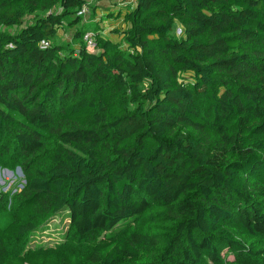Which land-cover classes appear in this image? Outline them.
<instances>
[{
  "label": "trees",
  "instance_id": "16d2710c",
  "mask_svg": "<svg viewBox=\"0 0 264 264\" xmlns=\"http://www.w3.org/2000/svg\"><path fill=\"white\" fill-rule=\"evenodd\" d=\"M85 5L0 0V152L26 158L0 264H264V0H137L127 47L62 53ZM55 215L80 250H14Z\"/></svg>",
  "mask_w": 264,
  "mask_h": 264
},
{
  "label": "rangeland",
  "instance_id": "374dc122",
  "mask_svg": "<svg viewBox=\"0 0 264 264\" xmlns=\"http://www.w3.org/2000/svg\"><path fill=\"white\" fill-rule=\"evenodd\" d=\"M136 2L137 0H86L85 11L78 13L81 16V20L76 25H72L71 21L74 17L71 16L70 19H66L64 25L59 29L54 43L61 45L62 53H65L71 49H77L81 43V38L83 43H86L84 40L85 34H90L94 39L97 35L109 37L123 47H127L128 44L125 42L123 32L127 28L124 16L136 5ZM53 11L59 13L62 9L57 7ZM49 12L27 14L24 19V25L33 23L38 18L46 16ZM19 29L18 27H14L9 30L16 32ZM78 32L82 33V37L81 35L80 37L77 36ZM173 34L180 37L183 34V27L176 24ZM89 49H93V47H89ZM7 137L11 150L9 152H0V192L7 197V208L11 211V198L26 185V175L24 172L26 158L18 152H14L12 135L8 134ZM46 220L45 224L27 239V245L24 247L15 246L14 250L25 252L30 247L35 248L39 244H43L49 248L58 246L71 250H80L83 247L72 239L71 236H67L66 238L69 228L68 218L63 217V215H55L47 217ZM223 255L232 259L234 252L223 251Z\"/></svg>",
  "mask_w": 264,
  "mask_h": 264
},
{
  "label": "built area",
  "instance_id": "2783aa9c",
  "mask_svg": "<svg viewBox=\"0 0 264 264\" xmlns=\"http://www.w3.org/2000/svg\"><path fill=\"white\" fill-rule=\"evenodd\" d=\"M84 11H85V8L83 7L79 13H82ZM84 40H85L88 47L94 48L96 46V41L90 34H85ZM42 44H43V46L49 45V43L47 41H43Z\"/></svg>",
  "mask_w": 264,
  "mask_h": 264
}]
</instances>
